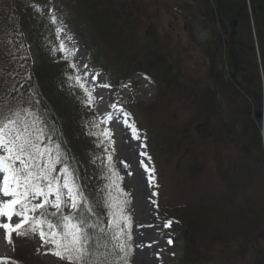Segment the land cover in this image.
<instances>
[{
    "label": "trees",
    "instance_id": "1",
    "mask_svg": "<svg viewBox=\"0 0 264 264\" xmlns=\"http://www.w3.org/2000/svg\"><path fill=\"white\" fill-rule=\"evenodd\" d=\"M38 1L0 0V95L14 86L18 92L9 99L32 100L33 110L52 129L53 145L61 146L76 170L92 209L90 222L107 227L106 196H121L105 187L110 181L103 169L84 171L86 147L93 143L88 134L96 122L83 109V89L68 79L75 73L59 51L52 14H42ZM210 2L225 41L224 102L236 136L264 161V117H257L264 114V0ZM51 6L55 15L68 16L94 68L104 71L109 83L117 87L143 73L156 85L136 129L156 173V211L184 227L179 264H264L258 236L264 226V174L229 142L222 125L211 70L217 42L202 0H58ZM170 6L184 19L192 45L200 48V63H190L181 35L161 31L162 14ZM25 242L30 248L28 237ZM21 249L15 263L30 264L19 255Z\"/></svg>",
    "mask_w": 264,
    "mask_h": 264
},
{
    "label": "snow or ice",
    "instance_id": "2",
    "mask_svg": "<svg viewBox=\"0 0 264 264\" xmlns=\"http://www.w3.org/2000/svg\"><path fill=\"white\" fill-rule=\"evenodd\" d=\"M52 22L55 23V17ZM59 31L61 29H57ZM59 50L65 51L66 46L61 43ZM68 79H75L84 89L85 102L91 105L94 101L92 91L80 83L81 78L68 76ZM15 92L18 89L13 86L8 95ZM8 95H0V229L5 231L7 241L11 243L13 232L25 235L27 226L28 231L39 234L43 244L52 246L49 252L67 264H129L132 236L131 219L124 214L127 200L113 197L109 192L104 202L109 217L107 227L90 222L91 206L61 146L53 147L52 129L42 115L33 110L35 104L31 99L16 96L9 99ZM24 104L29 107L22 106ZM124 123L139 139L138 130L128 125L127 120ZM89 135L96 133L89 132ZM101 135L109 136L110 133L105 130ZM107 159L110 162L111 155ZM57 165H60L59 170ZM144 167L148 171V166ZM108 172L111 175L105 174V179L110 183L105 187L115 185L118 189L112 177H119L111 164ZM65 207L71 209L68 215L64 214ZM13 216L20 222L13 225ZM171 223L168 221L164 226L170 227ZM0 264L6 261L0 260Z\"/></svg>",
    "mask_w": 264,
    "mask_h": 264
},
{
    "label": "rangeland",
    "instance_id": "3",
    "mask_svg": "<svg viewBox=\"0 0 264 264\" xmlns=\"http://www.w3.org/2000/svg\"><path fill=\"white\" fill-rule=\"evenodd\" d=\"M47 1V0H43ZM192 1V0H189ZM168 13L162 14V20L159 27L162 32L167 33L168 30L174 36L181 35L182 42L185 47H188V56L190 63L195 65L203 59L201 50L194 47L189 38V31L184 29V19L182 16L173 10L170 6ZM59 38L61 43L66 46V53H71L72 64L75 66L81 80L84 81L85 87L92 91L94 101L91 106L84 104V111L91 112L97 122L98 127L104 131H108L110 135L99 139V145L83 146V140L79 143L82 145L79 149L86 147L87 154L93 158L92 164L89 163L90 169H104L105 174H111L108 169L105 170V163L111 164L119 179L112 177L118 184L120 200H127L130 204L124 208V214L130 217L131 227L130 232L133 237V256L132 264H179L182 248L181 233L183 224L168 217H161L156 213L154 204V171L145 155L144 138L139 135L136 139L132 135V129L128 127L124 121H128V125H132L134 120L140 121V114L143 107H147L156 96L157 88L154 83L142 74H136L131 77L120 89L113 90L111 87H101L105 83V77L102 73L93 70L88 53L81 46L78 38L65 26H60ZM33 56V51H31ZM86 66V67H85ZM95 76V79L93 77ZM105 91L108 97L104 100H99L100 91ZM114 107L116 115L112 116L114 120L104 123L102 114L111 115L110 106ZM133 126V125H132ZM90 139H97L89 135ZM96 150V152L94 150ZM86 157L85 153H82ZM111 155L112 160L109 162L107 157ZM143 162V164L141 163ZM144 165L148 166V171H145ZM60 165H57L59 170ZM113 190L115 186L111 187ZM110 189V188H108ZM108 199V194L106 196ZM108 211V210H107ZM171 221L170 227L164 225ZM20 220L13 216L12 224L19 223ZM34 233H32L33 235ZM29 235H17L12 233L11 240L17 241L22 255L30 264H58L61 260L54 256L48 249L42 250L43 242L39 236L32 237V250L28 247L25 239ZM0 260L5 257L14 255L13 243H9L5 236V231L0 229ZM169 239L172 243L169 244ZM26 251L27 253L23 252ZM23 253L26 255L24 256ZM67 264V261H66Z\"/></svg>",
    "mask_w": 264,
    "mask_h": 264
},
{
    "label": "water",
    "instance_id": "4",
    "mask_svg": "<svg viewBox=\"0 0 264 264\" xmlns=\"http://www.w3.org/2000/svg\"><path fill=\"white\" fill-rule=\"evenodd\" d=\"M203 3H204V9H205V14H206L208 24L218 42V51L213 61L212 68H213V77H214V86H215V92H216V98H217V105L220 111L222 123L224 125V128L226 130V133L229 137L230 142L238 150L244 152L251 159H253L258 165L259 169L264 174V162L261 159V157L256 152H254L248 145H246L239 138H237V136L234 133L232 121H231L229 112L223 102L222 91H221V80L220 79H221V75L223 73V68H224V60H223L224 41H223V37L220 31L212 23L211 15H210L211 8H210L209 0H203ZM259 237L264 241V227L261 229V232L259 233Z\"/></svg>",
    "mask_w": 264,
    "mask_h": 264
},
{
    "label": "bare ground",
    "instance_id": "5",
    "mask_svg": "<svg viewBox=\"0 0 264 264\" xmlns=\"http://www.w3.org/2000/svg\"><path fill=\"white\" fill-rule=\"evenodd\" d=\"M100 98H99V100H104V99H106L107 97H108V95L106 94V92L105 91H101L100 90ZM114 113H115V111H112L111 112V115H106V114H102L101 116H102V120H103V122L104 123H108L109 121H112L114 118L112 117V116H114ZM109 116H111V118H109ZM253 150V149H252ZM254 151V150H253ZM254 152H256V151H254ZM257 153V152H256ZM258 154V153H257ZM259 155V154H258ZM260 156V155H259ZM261 157V156H260ZM0 244H2V240L0 239Z\"/></svg>",
    "mask_w": 264,
    "mask_h": 264
}]
</instances>
